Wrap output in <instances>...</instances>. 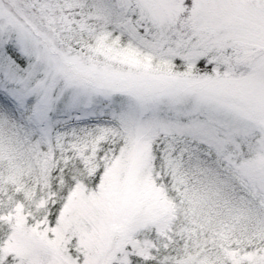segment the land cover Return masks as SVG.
Instances as JSON below:
<instances>
[{"label": "snow or ice", "instance_id": "snow-or-ice-1", "mask_svg": "<svg viewBox=\"0 0 264 264\" xmlns=\"http://www.w3.org/2000/svg\"><path fill=\"white\" fill-rule=\"evenodd\" d=\"M0 264H264V0H0Z\"/></svg>", "mask_w": 264, "mask_h": 264}]
</instances>
